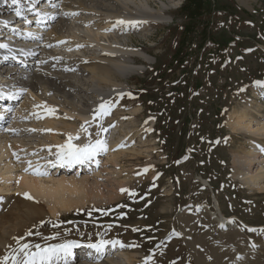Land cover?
I'll return each mask as SVG.
<instances>
[{"label":"rangeland","instance_id":"374dc122","mask_svg":"<svg viewBox=\"0 0 264 264\" xmlns=\"http://www.w3.org/2000/svg\"><path fill=\"white\" fill-rule=\"evenodd\" d=\"M188 1L157 0L155 12L167 14L165 21L124 28L152 58L143 73L119 89L122 96L108 102L107 115L97 113L98 105L83 122L63 113L71 104L50 94L54 116L60 119L56 124L63 128L61 140L66 123L78 128L72 140L84 144L105 133L98 166L89 164L81 177L98 179L119 194L58 216L48 214L31 227V238L69 236L81 243L118 238L139 245L128 249L136 254V264H145L148 257V264H196V252L208 254L209 262L222 252L228 253H222L225 258L238 252L253 264L264 263V168H258V183L253 181L262 191L251 190L235 155L241 146L264 141V88L257 84L264 82V0H250L251 6L239 0H203L194 19L182 11ZM90 52H77L73 61L91 57ZM83 70L78 76L88 83L91 74ZM27 93L0 126V139L20 146L10 151L19 172L30 161L44 162L56 154L52 130L30 110ZM137 107L136 115L132 110ZM242 110L244 127L235 130L232 119ZM258 162H264V152L254 169ZM122 181L124 190H119ZM214 194L222 212L233 217L234 228L219 223Z\"/></svg>","mask_w":264,"mask_h":264},{"label":"bare ground","instance_id":"6f19581e","mask_svg":"<svg viewBox=\"0 0 264 264\" xmlns=\"http://www.w3.org/2000/svg\"><path fill=\"white\" fill-rule=\"evenodd\" d=\"M35 1L32 0L31 2ZM156 1L43 0L42 6L48 5V8L44 9L46 25L43 30L41 27L39 32H28L31 28L27 25H24L26 26L25 30L21 29V25L17 29L9 30L7 27L15 25H6L7 27L0 25V41L9 42L12 41V37L15 39L20 35L22 40H16L14 49L16 51L23 50V54L18 56L19 61L15 60V56H10L5 62L0 63V85L4 84L2 87L10 85L15 94L13 96L6 95L4 98L5 104L9 107L2 110V113L5 114L3 115L4 121L6 122L8 114L12 112L19 99L23 97L21 95L26 94L24 91H27L30 94L27 93L26 96L33 103L30 110L33 111V114L40 116L46 124H49L52 130L56 154L62 151L60 146L66 143H71L74 146L85 145L79 141H69V136L72 137L78 131V128L73 124L66 123L65 138L64 140L59 138L63 137L61 135L63 128L58 127L56 124V121H60V119L54 116L56 106L53 105L55 102L50 100L49 96L54 92L53 94L58 95L65 103L71 104L70 107L72 109L65 108L66 111H63V113L70 116L72 114L79 116L83 122L92 118L94 107L104 101L110 102L114 96L115 98H120L122 95H119V89L123 88L128 79L143 73L147 69V66L151 63L150 58L152 57L149 56L152 53L141 49L135 43L134 37L129 33V30L124 31V28L128 26L118 25L114 27V25L116 21L121 19L138 21L140 25L151 24L155 20L165 21L167 14L164 15L162 11L158 14L161 9H157L158 11L155 12L154 4ZM239 1L243 5H252H249L250 0ZM2 4L4 5H0V17L2 19H11L17 13L16 9L5 3ZM22 4L23 7H28L26 11L32 9L31 3L23 2ZM26 11H19V13L25 15ZM31 15H34V13L32 12ZM23 19L17 17L15 21L11 20V22L15 24L21 21L20 23L22 24L24 23ZM139 34L141 35L142 32ZM63 44L66 45L63 46ZM86 48L91 50V57L84 56L79 62L73 61L77 58L74 55L79 51H84ZM85 54L83 53V55ZM79 69H84L83 72L85 70L90 72L91 80L88 83L80 79L82 75L78 76ZM114 89L118 90L113 92ZM10 98L18 100L10 104ZM19 112L23 111L19 110ZM132 112L137 115L140 113V108L137 107ZM245 117V110L236 114L232 119L233 129H241L240 126L244 123ZM1 120L3 121V119ZM125 135V133L120 134L119 138ZM105 137L104 133L97 140L102 141L104 147L106 143ZM129 138L133 137L129 136ZM97 141L89 144L95 145ZM19 147L12 145L6 139H0V259L5 256L11 257L13 250L19 248L17 238L20 244L27 243L30 246L39 244L41 248L65 241L83 242L69 236H63L62 238L61 236H54V238L48 239L43 237L31 238L28 233H30L34 223L45 221L48 214L58 216L61 212L84 207L94 201L101 202L114 199L119 193H116L114 189H109L106 183L98 179L91 181L88 178L89 176L82 178V170L79 173H74V170H58L55 168L58 164L50 163V161H56V154L53 158H48L44 162L38 160L30 161L31 166L27 170L20 169L21 172H19L15 170L14 163L11 160V152L17 151ZM260 147H264L263 140L252 141L250 146H241L239 151L235 153L241 164V173L248 177L247 180H244V183L254 191L255 189L261 190L264 187V185L263 187L262 185L258 187V184L257 187L253 186V181L257 179V173L259 172L258 168H264V162H258L257 169H254L255 162L262 153ZM100 151L102 150L97 148L95 155L90 160L85 161V163L88 164L95 158L100 162ZM48 164H51L49 167V169L52 168L51 171H42L41 167L45 166L46 169ZM95 164L98 163L95 162ZM37 171L45 174L38 175L36 174ZM123 182L118 183L119 190L124 188L125 183ZM202 182L209 187V181L207 182L206 179L202 178ZM25 194H28L31 198H26ZM214 203L221 215L219 223H221L222 228L225 227L226 230L234 228L233 217L226 216L222 212L216 195ZM221 226L219 227L221 228ZM174 235L178 237L176 234ZM89 242L93 241L89 240ZM177 245H179V242ZM128 249L130 248L115 251L118 254L108 256L102 264H136V254ZM31 251H36V249L31 248ZM222 253L225 255L227 252ZM222 253L220 256L218 254V257L212 262H209L208 254H206V257L196 252V264H253L247 255H242L241 252V254H236L238 253L236 252L227 258H225L226 256H221ZM238 257L241 258L238 259ZM9 264H11L10 260ZM52 264H57V262L53 261ZM81 264H87V261H83ZM256 264L258 263L256 262Z\"/></svg>","mask_w":264,"mask_h":264},{"label":"snow or ice","instance_id":"6c2138e0","mask_svg":"<svg viewBox=\"0 0 264 264\" xmlns=\"http://www.w3.org/2000/svg\"><path fill=\"white\" fill-rule=\"evenodd\" d=\"M16 3L17 0H12ZM20 13L17 12V15ZM138 21H125L123 19L116 21L115 26H130L137 27ZM6 44H0V48H6ZM257 84L264 88V82H257ZM4 98L2 93H0V99ZM111 105L108 102L101 103L97 109V113L100 115H107ZM85 131H87L85 129ZM78 138V137H77ZM72 137L69 136V141ZM62 151L56 154V161L50 163H60L61 165H75L83 164L85 161L90 160L96 153L97 148L104 150V143L102 141H97L95 145L85 144L83 146H74L71 143H66L60 146ZM260 151L264 152V147H260ZM31 166V165H30ZM27 170V169H26ZM36 174L43 175L45 173L37 171ZM126 191V190H125ZM26 198H31L28 194H25ZM250 231H255V229H249ZM136 231V229H133ZM32 235V233H28ZM39 235V233H37ZM54 238V237H53ZM17 244L19 248L13 250L11 257L5 256L0 259V264H52L56 261L57 264H81L83 261H87V264H102L108 256L114 255L115 251L123 250L124 248L139 247L136 243L125 244L118 239L106 240L100 239L96 242H88L81 244L77 241H65L56 245H49L47 247L41 248L39 244L30 246L27 243L20 244L17 238ZM31 248H35L36 251H31ZM80 249V252L75 250ZM241 257H238L240 259ZM151 257L146 258L145 264Z\"/></svg>","mask_w":264,"mask_h":264},{"label":"trees","instance_id":"16d2710c","mask_svg":"<svg viewBox=\"0 0 264 264\" xmlns=\"http://www.w3.org/2000/svg\"><path fill=\"white\" fill-rule=\"evenodd\" d=\"M203 4V0H189L182 7V11L188 18L194 19L196 12H199L203 8Z\"/></svg>","mask_w":264,"mask_h":264}]
</instances>
